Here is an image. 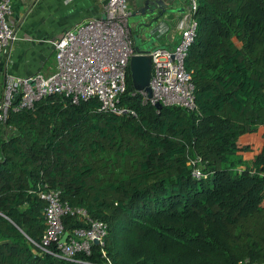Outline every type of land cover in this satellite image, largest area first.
I'll return each mask as SVG.
<instances>
[{
	"label": "trees",
	"instance_id": "obj_1",
	"mask_svg": "<svg viewBox=\"0 0 264 264\" xmlns=\"http://www.w3.org/2000/svg\"><path fill=\"white\" fill-rule=\"evenodd\" d=\"M195 1L185 57L195 108L157 110L129 66L120 101L136 115L96 97L49 93L17 109L12 99L13 132L0 124V264L264 263V0ZM44 184L106 223L103 243L78 254L92 263L35 244Z\"/></svg>",
	"mask_w": 264,
	"mask_h": 264
},
{
	"label": "built area",
	"instance_id": "obj_2",
	"mask_svg": "<svg viewBox=\"0 0 264 264\" xmlns=\"http://www.w3.org/2000/svg\"><path fill=\"white\" fill-rule=\"evenodd\" d=\"M12 0H0V66L15 29L7 18ZM196 1L188 0L190 11ZM131 10L126 0H105L102 12L67 28L53 39V66L48 71L37 70L29 75L6 72L0 68V124L1 135L12 133L13 128L4 124L12 99L17 97L14 107H30L35 100L49 93L69 95L72 102L96 97L100 108L116 114L136 115L131 106L120 101L126 89V72L129 58L140 53L135 49V40L129 26ZM195 20L192 17L179 29L171 45L156 44L149 47L151 95L145 91L143 100L152 104L177 105L187 109L195 108L194 84L190 71L185 66L187 49L195 33ZM138 49L144 50L136 45ZM198 157L190 159L192 173L200 176ZM46 200L43 208L44 230L40 248L57 257L88 262L78 254H91L93 244H102L106 233V223L92 218L85 207L73 206L61 198L58 187L44 184L38 192ZM75 216L81 224L65 229L62 218ZM67 231L65 240H61ZM97 239V243L95 242ZM54 245L55 250H51ZM239 264L251 263L247 259Z\"/></svg>",
	"mask_w": 264,
	"mask_h": 264
},
{
	"label": "crops",
	"instance_id": "obj_3",
	"mask_svg": "<svg viewBox=\"0 0 264 264\" xmlns=\"http://www.w3.org/2000/svg\"><path fill=\"white\" fill-rule=\"evenodd\" d=\"M104 1L12 0L7 18L14 25L15 38L5 51L1 70L21 75L39 69L50 70L54 63L53 39L84 19L101 14ZM126 1L131 10L129 26L133 36L138 35L147 41L145 47L135 41L141 48L171 45L176 33L191 18L188 0H171L170 8L161 15L157 8L141 13L140 7L145 0ZM135 10L138 12L134 13ZM140 20L145 22L144 27L138 26ZM143 30L147 32L145 35Z\"/></svg>",
	"mask_w": 264,
	"mask_h": 264
},
{
	"label": "water",
	"instance_id": "obj_4",
	"mask_svg": "<svg viewBox=\"0 0 264 264\" xmlns=\"http://www.w3.org/2000/svg\"><path fill=\"white\" fill-rule=\"evenodd\" d=\"M171 0H145L144 4L140 7V12L144 13L146 10L158 9V14L161 15L165 13L168 8H170ZM138 11H134L136 13ZM139 27H144L145 22L139 21ZM137 51L140 53L132 54L129 58V73L133 87L139 91H145L148 96L151 95V88L149 85V80L151 76V57L147 53V50H140L135 45ZM155 108L159 110L163 105L160 102L154 104ZM67 231H65L61 237V240H65ZM97 243V239H95Z\"/></svg>",
	"mask_w": 264,
	"mask_h": 264
},
{
	"label": "rangeland",
	"instance_id": "obj_5",
	"mask_svg": "<svg viewBox=\"0 0 264 264\" xmlns=\"http://www.w3.org/2000/svg\"><path fill=\"white\" fill-rule=\"evenodd\" d=\"M140 21H143V20H140ZM144 30H146V28H144ZM142 31V33L145 35L147 32L146 31ZM134 40L136 41V44H138V45H140V46H146V42L147 41H144V40H142L141 39V37L140 36H138V35H134ZM146 40V39H145ZM149 40V39H148ZM144 41V42H143ZM141 48V47H140ZM142 49H148V48H142Z\"/></svg>",
	"mask_w": 264,
	"mask_h": 264
}]
</instances>
